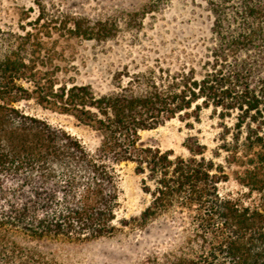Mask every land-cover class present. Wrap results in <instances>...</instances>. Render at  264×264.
I'll use <instances>...</instances> for the list:
<instances>
[{"label": "trees", "instance_id": "1", "mask_svg": "<svg viewBox=\"0 0 264 264\" xmlns=\"http://www.w3.org/2000/svg\"><path fill=\"white\" fill-rule=\"evenodd\" d=\"M205 1L213 19L204 54L178 66H125L104 91L59 76L69 65L53 60L48 27L0 28V264H59V243L160 223L168 245L139 264H264V0ZM68 31L108 32L79 19ZM29 99L91 128L98 145L17 106ZM203 108L220 124L210 156L195 135L185 140L188 156L140 143L142 130ZM122 162L134 163L150 196L131 220H117ZM230 176L246 191L223 194Z\"/></svg>", "mask_w": 264, "mask_h": 264}, {"label": "rangeland", "instance_id": "2", "mask_svg": "<svg viewBox=\"0 0 264 264\" xmlns=\"http://www.w3.org/2000/svg\"><path fill=\"white\" fill-rule=\"evenodd\" d=\"M148 1L0 0V28L18 29L22 23L28 27L27 23L48 27L50 34L46 39L57 51L53 60L69 65L66 74L60 72L59 76L91 83L104 91L110 86L112 74L125 66L131 72L142 70L156 59L178 66L188 63L192 54L197 53L199 57L206 51L213 16L205 0H168L151 11L144 10ZM37 3L43 11L39 12ZM39 13L42 18L34 23ZM75 19L101 21L108 32L93 37L74 35L68 28L73 27ZM17 106L27 114L63 128L89 149L99 143L98 134L79 124L71 115L43 107L33 99L20 101ZM219 125L211 108H203L198 117L182 112L155 128L142 130L140 143L188 156L184 143L189 135H195L207 145L206 155L210 156L218 143ZM134 167L132 162H122L118 166L120 206L117 220L138 216L150 200ZM219 188L223 194L237 195L246 191L233 176L221 182ZM246 199H257V196L251 194ZM162 229V223L143 230L128 224L112 236L59 243L53 246V252L59 264H139L149 251L168 245L170 235Z\"/></svg>", "mask_w": 264, "mask_h": 264}]
</instances>
